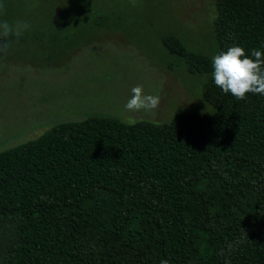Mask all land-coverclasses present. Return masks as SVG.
<instances>
[{"label": "trees", "instance_id": "1", "mask_svg": "<svg viewBox=\"0 0 264 264\" xmlns=\"http://www.w3.org/2000/svg\"><path fill=\"white\" fill-rule=\"evenodd\" d=\"M212 2L218 53H264V0ZM205 98L211 116L87 115L0 151V264H264V95Z\"/></svg>", "mask_w": 264, "mask_h": 264}, {"label": "rangeland", "instance_id": "2", "mask_svg": "<svg viewBox=\"0 0 264 264\" xmlns=\"http://www.w3.org/2000/svg\"><path fill=\"white\" fill-rule=\"evenodd\" d=\"M0 20L30 25L0 53V151L50 126L102 115L169 123L211 116L212 0H0ZM159 95L128 112L131 89Z\"/></svg>", "mask_w": 264, "mask_h": 264}, {"label": "clouds", "instance_id": "3", "mask_svg": "<svg viewBox=\"0 0 264 264\" xmlns=\"http://www.w3.org/2000/svg\"><path fill=\"white\" fill-rule=\"evenodd\" d=\"M4 5L0 3V15L3 14ZM27 22L0 20V53L6 52L11 44V38L19 39L29 30ZM212 79L216 87L225 94H231L237 100H242L248 93L264 95V53L253 49L250 56L246 55L241 46H230L212 57ZM131 97L124 105L128 112L144 111L154 113L160 105V96L145 94L143 85H136L131 89ZM135 121H129L134 124ZM246 240V233L242 230L241 239L234 244L229 243L228 252ZM221 250L220 255H224ZM161 264H169L161 260Z\"/></svg>", "mask_w": 264, "mask_h": 264}]
</instances>
